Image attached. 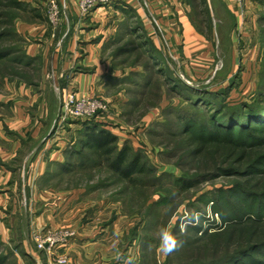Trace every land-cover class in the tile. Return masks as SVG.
Segmentation results:
<instances>
[{"label": "rangeland", "instance_id": "374dc122", "mask_svg": "<svg viewBox=\"0 0 264 264\" xmlns=\"http://www.w3.org/2000/svg\"><path fill=\"white\" fill-rule=\"evenodd\" d=\"M253 1L256 2L254 7L249 8V13L242 10L245 19L237 26L234 14L220 1L177 0L183 13L196 28L210 42L213 40V57L199 58L195 63L198 65L192 64L191 59H182V40L178 42L169 38L166 26L154 15L152 20L156 19L161 28L160 30L156 25L161 55H155L153 61H150V53H154V50L140 46L141 42L134 35H123L121 31V36L118 34L114 41L109 42L108 58L118 75L108 76L105 92L86 95L105 104L106 107L95 118L119 135V146L128 142L142 153L149 171L138 175L137 183L121 180L105 162L82 169L77 160L75 171L71 174L58 176V167L52 173L46 172L50 173V177L47 176L49 179L47 183H42V187L53 186L56 190L85 188L87 192H93L91 196L94 198L119 202L126 215L134 216L136 224L126 234L129 245L135 248V255L138 256L133 264H195L211 259L223 262L233 252L232 249H223L212 254L203 250L195 242L193 227L201 225L204 231L217 230L223 220L217 210L227 211L229 217L233 216L231 208L239 198L227 196L225 201L219 203L218 189L232 185L234 179L221 176L198 183L188 191L179 188L176 185L177 178L191 176L196 171L191 170L195 167L193 159L184 156L182 147L175 144L173 133L183 129L181 116L193 114L198 120H208L212 111L219 114L223 110L227 114L228 107L224 103L231 107L252 103L258 93L264 91V1ZM22 2L23 9H6L3 17V21L8 24L4 27L8 35L1 42H5L4 49L10 50L12 54L0 60V112L7 109L3 104L1 106V100L13 93L12 85L45 83L48 88L44 96L50 102L54 131L61 122L62 104L65 93L69 90L63 92L56 86L52 67L56 42H51V38L66 36L70 32L74 11L68 0ZM53 2L57 7H53ZM77 8V16L84 18L80 15L78 3ZM56 11L59 20L53 22L51 17ZM179 24V21L175 23L177 26ZM179 26L176 29L180 34L182 28ZM40 39L50 41L43 44L33 56L29 53L30 46ZM58 45L63 46L62 40ZM67 77L68 75H63V78ZM179 81L183 85L178 84ZM72 91L84 95L76 90ZM56 94L61 104L57 115ZM201 95L204 100L211 101L210 104L198 101ZM220 118L225 120L222 113ZM86 120L87 118H68L62 122L66 131L67 123L78 125L72 143ZM32 144H37V141H30L29 146L32 147ZM23 169L24 174L25 167ZM32 192H35V187L32 191L27 186L17 187L20 207L29 205L30 199L34 197ZM47 229L37 228L31 233L35 247L43 252L45 251L33 240V231ZM61 229L70 228L56 230ZM165 230L170 231L178 240V247L168 254L160 248ZM7 253L10 258L0 261V264H19L18 258L8 247L1 245L0 257ZM53 263L56 264L54 258Z\"/></svg>", "mask_w": 264, "mask_h": 264}, {"label": "crops", "instance_id": "0c3cea01", "mask_svg": "<svg viewBox=\"0 0 264 264\" xmlns=\"http://www.w3.org/2000/svg\"><path fill=\"white\" fill-rule=\"evenodd\" d=\"M217 1L234 14L237 26L245 19L242 10L249 13L256 2L247 0L241 5L236 0ZM68 3L74 11L71 30L66 36L51 38V42H56L52 57L55 83L63 92L102 93L106 91L108 76L118 75L108 58V47L125 27L126 13L122 8H133L141 20V30L158 50L159 33L153 15L166 26L169 38L182 40V59H191L192 64L198 65L195 63L199 58L210 59L215 52L213 40L210 42L196 28L177 0H114L96 8L87 18L77 16L78 0ZM177 21L182 28L180 34ZM48 40L32 43L29 53L35 56ZM61 40L63 46L58 45ZM65 74L67 78H63ZM47 88L42 82L12 85L13 93L1 100V106L7 109L0 112V238L19 264H54L53 258L35 247L32 230L70 228L77 234L60 250L69 255L68 264H133L138 256L126 234L136 224L135 218L126 215L119 202L94 198L93 192L85 188L56 190L41 186L56 171L57 163L64 162L67 146L78 129L77 124L67 123V131L65 125L53 131L50 102L44 96ZM56 95L57 115L61 104ZM30 141L37 144L30 147ZM18 186H27L31 191L35 187L34 197L25 208L17 200Z\"/></svg>", "mask_w": 264, "mask_h": 264}, {"label": "trees", "instance_id": "16d2710c", "mask_svg": "<svg viewBox=\"0 0 264 264\" xmlns=\"http://www.w3.org/2000/svg\"><path fill=\"white\" fill-rule=\"evenodd\" d=\"M10 8L23 9L22 0H0V60L12 54L10 50L4 49L5 42H1L8 35L4 30L8 24L3 21V17L6 15L5 10ZM122 9L126 13L123 35H134L141 42L140 46L153 49L150 61L155 55L159 57L160 51L141 30V20L133 8ZM178 84L183 85L180 81ZM200 98L198 101L202 104L211 102L204 100L202 95ZM223 105L228 107L225 111L227 114L223 110L219 114L212 111L208 120H198L193 114L181 116L183 129L173 133L175 144L182 147L184 156L193 159L195 167L191 170L196 171L191 176L177 178L176 185L179 188L188 191L198 183L225 176L233 178V184L218 189V202L222 203L227 196L239 198L231 208L232 217L227 215V211H216L223 218L217 230L204 231L201 225L193 227L195 242L203 250L212 254L223 249H232L233 252L223 262L211 259L195 264H264V91L259 92L252 103L233 107L225 103ZM221 113L225 120L220 118ZM82 125L75 142L65 151L64 162L56 165L58 176L73 173L77 160L82 169L105 162L121 180L131 184L137 183L138 175L149 171L142 153L128 142L120 147L118 135L95 117L83 121ZM1 245L6 246L0 238ZM9 258L8 253L3 254L0 261Z\"/></svg>", "mask_w": 264, "mask_h": 264}, {"label": "built area", "instance_id": "2783aa9c", "mask_svg": "<svg viewBox=\"0 0 264 264\" xmlns=\"http://www.w3.org/2000/svg\"><path fill=\"white\" fill-rule=\"evenodd\" d=\"M114 0H78L80 15L84 18L93 13V11L100 6H108ZM239 4L244 5L247 0H236ZM263 2L264 0H258ZM57 7V4L53 2V7ZM53 22H58V12L54 13L51 17ZM156 25L161 30L159 23L154 19ZM105 104L98 102L96 98L88 96L86 94L79 95L75 91L69 90L65 93L64 101L62 104V110L60 114L61 122L59 127L63 126L62 122L68 118H87L96 117L104 108ZM106 107V106H105ZM76 231L73 229H47V230H35L33 231V240L37 246L44 250L51 258H54L56 264H68L69 257L64 250L70 240L76 236Z\"/></svg>", "mask_w": 264, "mask_h": 264}, {"label": "clouds", "instance_id": "9594fccd", "mask_svg": "<svg viewBox=\"0 0 264 264\" xmlns=\"http://www.w3.org/2000/svg\"><path fill=\"white\" fill-rule=\"evenodd\" d=\"M177 247V238L170 231L165 230L161 239V251L168 254L174 251Z\"/></svg>", "mask_w": 264, "mask_h": 264}]
</instances>
